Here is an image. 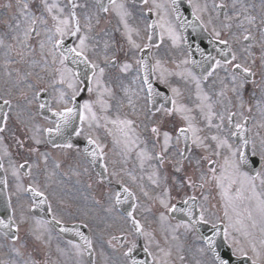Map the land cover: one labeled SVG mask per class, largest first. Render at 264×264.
Wrapping results in <instances>:
<instances>
[{
	"label": "snow or ice",
	"instance_id": "snow-or-ice-1",
	"mask_svg": "<svg viewBox=\"0 0 264 264\" xmlns=\"http://www.w3.org/2000/svg\"><path fill=\"white\" fill-rule=\"evenodd\" d=\"M177 0H172L176 5ZM147 5L148 0H142ZM192 3V0H189ZM42 14L29 15L26 11L29 8L27 3L23 4L24 11V40H29L33 35L41 36L39 26L43 25V31L46 39L38 41L41 54L45 65L49 68L51 77L47 86H40L33 90L31 97L26 93L21 95L27 101L29 106L36 105V115L43 117L47 126L39 123L26 125L30 135L25 137L30 140L35 147H28L27 151L39 153V145L51 144L53 148L73 149L78 153H83L85 158L90 157V163H101L102 172L98 173L101 181L107 180L109 185L115 178V187H110L108 197L110 207L107 211L111 212L117 205H122L131 200L130 210H125L121 217L126 221L129 230L121 231L119 236H111L107 243L116 248L118 242L121 246L120 255L123 258L121 264H149L148 260H140L135 256V250L141 238L144 239V251L151 257V264H170L167 259L172 255L171 247L165 249L160 247L159 241L151 231H146L144 224L137 218V212L140 208L139 197L133 191V188L122 178L121 174L127 175L131 184H136L138 177L130 170L121 168L119 171H112L108 176V164L106 161V145L101 142L100 137L93 134V129L105 128L107 134L112 136L114 148L120 149V155L123 157V163H127L133 152L138 160V167L144 171L145 166L151 169L148 174V180L153 186L161 189L156 195L152 196L139 185L140 193L153 202H158L163 209L159 212V220L165 222L169 220V214L180 213L183 218L179 219L175 225H170L173 233L183 229L187 233H197L200 229L207 226L208 234H201L198 239L204 245L199 251L211 255L210 264H232V257H237L235 264H264V138L260 139V147L257 149L256 142L249 135L251 129L248 127L249 118L243 112L237 113L231 110L217 112L209 95L202 86V81H207L214 74L218 75L219 70L226 73L225 77H220L219 82L223 85L219 96L225 95V89L228 87L224 83L225 79H230L233 87L231 91L237 92L244 87V77L254 75L253 69L248 61L255 64L254 53L249 47L235 48L242 41L254 40L248 29L242 38L233 34L231 40L222 38V32L216 28L212 29L209 43L223 46L217 49L216 55L206 52L203 48L197 46L202 60L197 61L191 58V51L188 56L179 62V65H195L201 69L198 76L191 68L184 67L179 72H171L164 66V61L153 54V49L159 48L154 44L156 28L160 29L159 39L162 42L165 36L171 42L173 48L179 47L181 43H186L187 38L183 36L172 23L167 19V14L158 11L162 6L153 0V6L149 7V13L156 12L159 17L152 22L144 21L143 29L137 24L133 26L129 23V18L133 13L127 7L125 0H95V4L89 5L87 2L79 4L77 0H68V4L61 6L58 0L49 3L48 0H41ZM218 7H223L218 6ZM67 8V11H66ZM85 11L81 15L77 9ZM95 8L97 13L115 14L118 19V25L122 26V35L126 38L128 49L122 47L117 52H123L124 59L118 58L117 52H111L112 45L108 40L103 42L102 50L99 42L91 43L94 37L93 32V14L90 11ZM206 10L198 4L192 5V15L195 20L200 21V26H206L197 15V12ZM177 20L180 19L179 10L173 7ZM43 13L50 17L45 18ZM143 13L141 12V16ZM96 23L100 22L99 15L95 16ZM231 19V17H227ZM246 20L252 23L255 18L246 16ZM185 25L195 26L192 22L181 21V27ZM19 26V25H18ZM231 28V25H225ZM143 32V35H142ZM139 39H134L133 36ZM73 38V44H66V38ZM261 64L264 65V44H261ZM147 50V52H146ZM50 58V60H49ZM178 65V67H179ZM132 74L131 83L139 81V92H143L146 105H151L145 113L146 118L151 121L157 114L160 119L151 124L150 129L145 124V129L149 130L153 148L149 150L148 138H141L137 131L138 125L134 118L117 114L115 118L107 113L112 108L110 101L116 95V89L128 96L133 92L130 85H125L123 79ZM155 76L160 84L166 85L171 92V96L159 92L153 84L152 77ZM178 76L185 82H191L195 85V103L190 107L184 101V94L181 88L171 82V77ZM216 81H213L215 84ZM31 89L32 85H28ZM51 89V93L49 90ZM88 93V97L79 100L83 92ZM42 93H48L47 99H41ZM138 95V92H133ZM157 97H162L163 103L157 107ZM238 99H241L238 96ZM11 98L0 97V133H3L8 124L9 112L5 108L11 109ZM129 105L132 106L133 114H137L136 105L131 97L128 98ZM259 103V102H258ZM170 105V106H169ZM240 107L243 108L241 101ZM251 109H249L250 111ZM143 111V109H141ZM204 122V127L214 130L209 135H202L203 128L199 126L197 115ZM178 116L181 124L174 125L173 131L163 128L166 120ZM237 116L241 117L237 119ZM34 117H29V121ZM103 121V123H101ZM78 122V123H77ZM111 125L112 127H108ZM264 127V124H261ZM87 129V130H86ZM83 137L85 146L78 148L71 140V136ZM258 136L259 133H256ZM25 139H17L19 148L25 147ZM63 140L57 143V140ZM3 136H0V141ZM162 141V142H161ZM175 141V143H173ZM183 142L185 148L178 145ZM160 145L159 151H156V145ZM193 148L202 150V154L196 156ZM174 150V151H173ZM4 155H9L5 150ZM44 158L45 163L48 160V154L39 153ZM170 157H178L170 159ZM156 163L153 164L152 162ZM170 163L174 175L171 177L172 186H168L169 177H161L160 167ZM193 168V174L185 172V164ZM257 164L259 168H257ZM12 175L17 179V194L28 195L30 209H44L47 205V211L52 213L51 221H37V223L52 222L60 226L62 232H75L83 242L82 245L69 244L76 249L77 254H92L93 241L76 227L65 226L64 220L58 218L55 214L52 202L46 192L47 185L42 186L39 182L33 180L27 184V187L20 182V173L27 168L25 175L31 176L33 165L28 159L23 163L10 162ZM60 166L58 163L55 165ZM160 166V167H158ZM0 169H5L2 158H0ZM87 171V169H85ZM195 177V178H194ZM142 179V177H140ZM257 181L259 184H257ZM7 187V178L0 181ZM173 188L177 194L183 193L181 199L173 202ZM192 189L191 193L184 192V189ZM206 188L214 189L217 196V204L208 205L209 196L204 194ZM196 189L202 190L199 195ZM179 205V206H178ZM217 205L219 207H217ZM5 207L11 212L7 219L0 218V226L5 229L15 228L19 232V225L15 221V209L12 207V196H5ZM151 212V207L143 209ZM23 214L21 220L23 221ZM87 227V225H85ZM132 237H135L134 239ZM218 237L228 245L231 255L221 253L219 249ZM14 236V239H18ZM40 237H37L39 239ZM173 240H178L177 235L172 236ZM156 244L158 252L162 255L154 254L149 249ZM167 243V237H165ZM183 260V256L180 257ZM199 264V262H197Z\"/></svg>",
	"mask_w": 264,
	"mask_h": 264
},
{
	"label": "rangeland",
	"instance_id": "rangeland-1",
	"mask_svg": "<svg viewBox=\"0 0 264 264\" xmlns=\"http://www.w3.org/2000/svg\"><path fill=\"white\" fill-rule=\"evenodd\" d=\"M149 2L153 6V0H149ZM156 3L162 6L160 9H158V11L161 12L162 14L166 13L167 14V19L174 26V22H173V19L171 17V14H170L169 10H167L163 6L162 0H156ZM131 22H134V19H132ZM114 26H115L116 30L120 31V33L117 35V39H116L117 43L119 44V48L122 47L124 50H127L124 47V42H127V40L122 35L123 28H122V26L118 25V20H115ZM119 57H121V60L124 59L123 52H119ZM173 64H174V70H179L177 68L175 69V67H178L176 59H173ZM131 79H132V74H129L123 79V83L125 85H130V87L133 90V92H138L139 94L138 95H134L133 92H129L128 96H125V94L123 92H121L119 90V88H117L115 97L110 101V103L112 104V108L109 110V112L107 114L110 117H113V118H115V116L117 114H119L122 118L126 115L129 118H134L136 120V124H137L138 119H140V115H142V111H141V107H142V92H139V89H140L139 81H137L136 83H131ZM175 85H177L180 88H182L183 83L180 80H177ZM206 89L208 90L209 94H211L213 96V100H214V95L217 94L216 91H214L212 88H208V87H206ZM184 91L187 92L186 87H185ZM183 94H184V101L183 102H185V93L183 92ZM129 97H131L133 103L136 105L137 114H135V115L133 114L132 106L129 105V103H128V98ZM218 97H219V95H218ZM223 101H224V99H223ZM193 102H196V101H194L192 98H187V103L188 104L189 103H193ZM215 110L217 112H223V104H222V100L221 99H217ZM197 115H198V113H197ZM258 116H259V119L261 121V124H264V109H262V111L260 113H258ZM201 128L206 129V132L204 133V135H209L210 132L214 131V130H211V129H208V128L204 127V122L203 121H201ZM193 153L196 156H199V155L202 154V150L195 149ZM210 193H211V191H210ZM211 198H213V201L217 203V199L218 198L216 196V192H215L214 189H212ZM139 204H140V208L138 209L137 215H139V216H141L143 218L144 217V214H143L144 210L143 209L145 207H150V206L147 205V204H141V203H139ZM151 208H152L151 212H146V214L150 216V217H147V218H149L150 221H152L153 218L157 215V219L156 220H158L159 219V212L162 211V210H160L159 208H157L155 206H153ZM182 254H185V252L182 251ZM183 261H184V258H183ZM195 262L197 263L198 260H196ZM187 264H191V263H187Z\"/></svg>",
	"mask_w": 264,
	"mask_h": 264
}]
</instances>
